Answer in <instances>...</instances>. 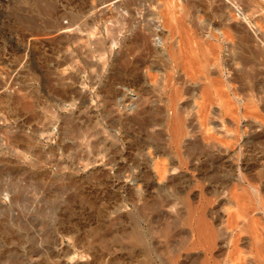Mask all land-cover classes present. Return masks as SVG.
<instances>
[{
	"label": "bare ground",
	"instance_id": "obj_1",
	"mask_svg": "<svg viewBox=\"0 0 264 264\" xmlns=\"http://www.w3.org/2000/svg\"><path fill=\"white\" fill-rule=\"evenodd\" d=\"M102 4H88L92 15L107 10L122 17L128 10L123 28L130 34L118 42L114 35L110 39L117 45L111 76L131 72L135 63L147 80L125 76L123 84L135 97L126 102L132 109L118 113L110 108L106 115L110 126L130 140L124 172L115 178L123 193L122 262L110 255L111 247L103 239L100 252L91 259L81 256L79 263L264 264V0H103ZM233 8L238 16L230 14ZM53 9L51 4L44 8L46 27L53 31L41 38L63 35L76 40L79 29L69 22L57 24ZM48 76L44 84L50 82ZM66 119L60 127L63 139L71 130ZM49 120H40L34 134L48 129ZM98 133L92 142H102L111 152L115 139ZM19 135L29 138L28 133ZM81 143L73 141L71 151L87 157L89 143L86 147ZM15 157L22 164L24 156ZM58 164L65 176L67 168ZM62 177L55 182L65 192L61 201L65 211L73 187L64 185ZM8 186L9 200L17 204L22 190L11 181ZM6 206L0 197V211L9 212ZM114 217H107L108 229ZM13 222L18 228L26 224L24 219ZM49 254L39 264H59ZM75 258L69 255L64 262L71 264Z\"/></svg>",
	"mask_w": 264,
	"mask_h": 264
},
{
	"label": "rangeland",
	"instance_id": "obj_2",
	"mask_svg": "<svg viewBox=\"0 0 264 264\" xmlns=\"http://www.w3.org/2000/svg\"><path fill=\"white\" fill-rule=\"evenodd\" d=\"M89 3L103 6V0H0V191L9 194L3 197L0 193L9 209V212L0 211V264H39L48 253L53 254V260L59 259V264H65L67 257L74 254L76 258L71 264H80L78 259L81 256L82 259L84 256V259H91L100 252L103 239L107 240L104 243L108 248L115 250L107 249L113 253L110 255L122 262L123 193L116 179L124 172L130 140L121 130L110 126L106 115L110 108L117 109L118 113L132 109L126 102L135 97L123 84L125 76L147 79L139 70V64L135 63L129 75L121 72L120 77L115 76L117 79L111 76V61L117 45L113 46L110 39L114 35L118 42L119 38L130 34L123 26V15L128 16V10L124 9L122 17L107 10L92 15ZM50 4L57 24H72L73 28L79 29L76 40L63 35L53 40L41 38L53 31L45 24L48 16L44 8ZM230 14L238 16V11L233 8ZM134 22L137 23V19ZM48 75L50 82L44 84ZM27 105L32 106L29 111ZM64 119L71 129L65 138L67 136L72 141L63 139ZM40 120L50 121L49 131L34 134V127L40 124ZM97 132L116 140L113 142L115 148L109 149L111 152L102 146V142L99 145L95 140L92 142ZM20 133H28L31 140L21 138ZM88 138L89 142L86 141ZM73 141L82 142L84 147L89 143L90 147L85 148L88 158L73 155ZM93 145L96 147L92 148ZM98 147L104 149H98V153ZM15 153L24 156L22 164L16 162ZM30 160L37 164L33 165ZM58 163L68 169L65 176ZM60 176H64L60 178L64 185L74 189L70 188L71 198L65 211L61 202L65 192L55 182ZM9 181L20 186L17 188L22 190L18 202L23 200L24 206L11 203L10 188L6 190ZM114 215L116 219L108 229L107 217ZM21 218L26 220L24 228H18L13 222ZM3 227L5 232L1 231ZM115 232L120 237L118 240ZM111 236H116L113 239L117 242Z\"/></svg>",
	"mask_w": 264,
	"mask_h": 264
}]
</instances>
